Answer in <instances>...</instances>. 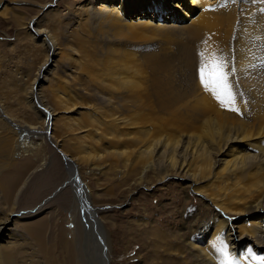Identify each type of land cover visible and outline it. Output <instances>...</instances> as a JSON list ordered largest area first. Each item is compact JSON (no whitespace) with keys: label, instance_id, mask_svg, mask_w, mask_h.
Masks as SVG:
<instances>
[{"label":"bare ground","instance_id":"6f19581e","mask_svg":"<svg viewBox=\"0 0 264 264\" xmlns=\"http://www.w3.org/2000/svg\"><path fill=\"white\" fill-rule=\"evenodd\" d=\"M53 5L41 6L45 8L42 12H46L43 16L52 10L57 11ZM85 5L84 9H78L75 13L67 6L70 17L66 18V22L76 17L72 25L76 23L80 27L81 36L73 33L74 27L63 31L58 27L59 32H56L48 25L40 26L37 20L34 21L37 26L30 27L31 36L40 40L46 49L42 71L51 63L54 65L66 58V45L59 41L56 34L71 36L69 38L75 39L80 52L87 55L83 48L87 42L85 23L106 29L118 28L117 32L122 31L121 26L128 29L140 27L133 33L136 37H143L142 31L146 29L156 33L163 27L179 30V27L190 25V32L195 36L201 35L202 31L208 32L207 41L200 47L199 53L204 52L206 57L215 53L226 62L225 70L229 72L228 79L235 96V103L231 107L237 111L222 107L214 94L200 83L199 54L196 59L188 54L181 60L190 76L185 84L177 80L166 58L148 57L142 61V68L132 67L129 63L133 55L123 50L117 58V51L108 47L109 54L105 55L102 66L107 69L105 80H92L99 102L107 105V109L95 115L94 107L88 108L96 116L95 122L70 125L64 122L61 125L63 133L58 144H67L64 150L71 154L61 150L68 174L62 186L74 190L76 184L79 185L76 178H80L72 155H76L82 163L95 167L106 163L111 171L118 173L120 169L124 175L120 177L121 182L126 175L132 176L135 190L144 183L166 186L168 178L176 177L181 180L178 185H182L180 192L185 197L173 192L175 195L170 197V204L190 211L187 216L181 214L185 217L183 228L188 229L190 236L181 239L180 232L167 233L164 225L173 218V212L165 213L163 205L160 208H141L142 213L138 218L141 234L144 237L153 235L159 247L165 246V259L172 255L178 257L177 262L168 260L170 264H264L263 0H89ZM191 14L197 15L193 18ZM200 24L203 28L199 27ZM249 58L251 66L242 67ZM77 61L80 62V59ZM42 77L43 81L49 82V77ZM36 80L34 77L29 82L28 90L23 89L17 100L20 106L30 109L40 119L39 124L24 120L17 122L16 108L0 103V171L11 165V171L7 168L8 173L5 171L3 175L0 172V238L4 235L0 240V264H45L44 259H47V218L43 220L38 216L46 204L35 208L32 205L30 208L34 210L17 216L20 202L28 200V187L24 191L23 187L30 175H25L30 163L27 160L10 162L14 161L15 154H19L17 149L23 146L22 141L27 142L25 138L18 139L19 132L24 131L29 137L47 135L46 132L55 127L53 121L57 120L55 116L61 106L68 108V104H73L72 97L78 95L77 90L72 93V90H67L70 89L68 83L61 81L64 85L60 89L62 95H57L53 89L52 102L55 104H51ZM55 80L59 83L58 79ZM128 126H132L133 131H129ZM76 130L78 132L75 133L85 134L71 133ZM249 139L252 140L245 142ZM161 151L175 152H167L161 159ZM36 181L33 180L32 184H36ZM187 188L201 195L204 203L189 208L186 203L192 198ZM83 189L86 195V187ZM74 195L70 216L74 227L68 234L73 245H79L83 236ZM159 209L161 217L154 218L152 213ZM84 213L88 215L89 230L97 224L102 231L100 239L103 242L101 244L99 238L96 239L99 247L94 241L95 248L90 252L88 249L93 243L87 236L82 249L89 254L86 255L89 263L77 261V264H97L96 261L98 264H108L110 249L108 253L105 246H110L112 242V238L108 237L109 230L106 233L101 218L95 221L94 211L85 210ZM243 213L251 217L237 223L230 218L231 215ZM113 231L110 228V232ZM166 237H176L177 242L170 244L163 241ZM70 242H65V245Z\"/></svg>","mask_w":264,"mask_h":264},{"label":"rangeland","instance_id":"374dc122","mask_svg":"<svg viewBox=\"0 0 264 264\" xmlns=\"http://www.w3.org/2000/svg\"><path fill=\"white\" fill-rule=\"evenodd\" d=\"M0 1H2L0 6V103L7 104L13 109L16 108V114L18 115L17 122L21 123L20 120H24L39 124L40 119L36 118L30 109L20 106L18 104L19 100H17L22 95L23 89L28 90L29 82L34 77L38 79L36 80V84L40 85L39 88L41 87L46 100L51 104H55L52 102L53 93L51 91L55 90L57 95H62L60 89L64 85L61 81L63 83H68L70 89L67 88V90H72V93L77 90L76 92L78 95L76 97L71 96L73 104H68V108L61 106V110L58 115L55 116L57 119L55 120L56 122L53 121L55 123L53 127H55L54 129H49V133L46 132L47 135L41 134V136L36 135L35 137L31 135L29 137L26 133L24 134V131H21V134L19 132L18 139L21 138L22 140L25 138L27 142L24 143L22 141L23 146L17 149L19 154H15L14 161L10 162L21 163L27 160L30 163L25 174L26 176L30 175L23 187V191L28 187V194L26 195L28 200L24 201V203L20 202V206L17 208L19 215L17 214V216L19 217L23 212L34 210V208L38 207L40 204H46L42 213L38 215L40 219L45 220L44 218H47V226L45 228L47 235V259H44L45 264H77V261L89 263L86 256L88 253L86 250L82 249L84 239L86 238L88 240V237L90 238L93 244L91 247L89 246L90 249L88 250L92 252L95 248L93 246L95 242L97 247H99L96 239L99 238V242H103L100 239L103 233L99 230L97 224L93 227V222L90 219L93 228L89 230V223L87 222L88 215L84 213L85 217L84 214H82L85 210L94 211L96 213L95 221L101 218L100 221H102L106 228V233L107 230H109L110 235L108 234V237L109 239L112 238L113 243L110 242V246H105L107 252L110 249V260L108 264H156L158 262V264H170L168 260L171 259H173L171 260L172 262H177L178 257L175 255L170 256V259H165L166 256L164 258L165 252L163 248H165V246L159 247V245H157L158 241H155L156 237L153 235L144 237L141 234V225L138 226V222L140 223L138 218L142 213L141 208L148 206L160 208L163 205V209L165 210L163 211L165 213L170 210V212H173V218L167 222V225H164V228H167L165 229L168 231L167 233L180 232L182 233L180 236V238L182 237L181 239L190 236L191 233L187 232L188 229L183 228V224H185V217L183 216H187L190 211L188 208L184 211L182 206L172 207L170 204V199L176 192L179 196L185 197L184 194L180 192L183 190V187H181L182 185H178V182L181 180L176 177L168 178L166 186H161L159 183L150 184L149 186L148 183H144L138 190H135L132 185V176L126 175L125 180L121 182L120 177L124 175L120 172V169L118 173L111 171L108 169V166H106V163L95 167L94 165L82 163L76 155H72L74 157L72 158V162H74V167L80 178L81 185L79 186L76 184L74 190L69 187L65 188L62 185L66 181L68 174L61 150H66L67 144H62V146H60L58 142L61 143V141H58V139L61 138V133H63V130H61L62 123L65 122L67 125H70L80 123L86 124L90 121L95 122L96 116L91 113L92 111L89 112L88 108L94 107L95 115L96 112L107 109V105L99 102L97 90L92 84V80H105L107 69L102 68V66L104 65L103 61L106 59L105 55L109 54L107 50L108 47L114 48L117 51V58L120 57L123 50L133 55L131 57L132 62L129 63L132 67L138 66L142 68V61L148 57L160 56L163 59L166 58L177 80L187 84L190 76L182 66L181 60H184L183 57L188 54L193 55L196 59L200 47L207 41L208 32L202 31L201 35L195 36L190 32V25H188L179 27V30L176 28L175 30H167L163 27L156 31V33L146 29L142 31L143 37H136L133 33H136L138 31L137 28L140 27L128 29L121 26L122 31L117 32L116 30H118V28L106 29L95 26V24L86 25L85 23V37L87 38V42L83 45V48L87 55L85 56L80 52L79 46H77L78 44L74 41L75 39L69 38L71 36L66 37L56 34L59 41L61 43L64 42L66 45L64 46V56H66V58L62 59L60 62H56L54 65L51 63V66L49 65L46 69L47 71H42L41 64L46 49L40 40L31 36L30 27L32 25L33 27L37 26V24L34 23V21L37 20L40 26L45 27L48 25L50 28L56 29V32H59L58 29L63 31L64 29L74 27L73 33L77 32L81 36L80 27H78L76 23L72 25L73 21L77 19L76 17L71 19L70 22H66V18L70 17L69 13H67V6H69L70 11L75 13L78 9H84L86 6L85 3L89 0ZM95 1L99 2L103 0ZM48 4H54L52 7H54V9L56 8L57 11L52 10L48 15L43 16L46 12H42L45 8L41 6H47ZM262 8L264 11L263 5L261 6V9ZM196 15L197 14L192 15L191 17L195 18ZM193 18H191V20ZM124 20L125 19H123V21ZM191 22L192 21L187 24ZM66 23L68 24L66 25ZM166 27L168 28V26ZM199 27L203 28L202 24H200ZM250 57L252 56L250 55ZM76 58H79L80 62L77 61L79 59L76 60ZM251 64L252 61L249 58L246 59L242 67H250ZM43 75L49 77V82L43 81ZM55 79H58L59 83ZM115 90L116 89H112L111 91ZM30 116L31 118H29ZM13 122L17 123L16 120ZM119 128H123V126H119ZM128 129L129 131H133L134 128L128 126ZM40 130H42V128ZM75 132H78V130L71 133ZM75 134L83 135L85 133ZM250 140L252 139L246 140L245 142ZM65 150L63 152H67V154L71 155L70 152ZM167 152L173 153L175 151H161L159 154L160 158H164ZM0 153L2 152L0 151ZM10 167L11 165L9 164V166L2 169L0 171L1 174L4 175L5 171L6 173L11 171ZM7 168L10 170L8 171ZM36 179V184H32L33 180ZM83 187H86V195L84 194ZM187 191L192 198L186 203L189 204V208L200 205V202L204 203L201 195L194 193L191 188H187ZM73 195L77 198V201L75 199L77 202L75 209L77 208L76 211H78L79 225L82 228L81 233L83 236L78 242L79 245H73V242L70 240V234H68L69 230L74 227L70 218L74 202ZM32 205H35L34 208H30ZM156 211H154L155 214L152 213L153 217H161L162 212H160V209ZM181 211L183 212L181 213ZM34 212L35 211H33L32 214ZM250 217L251 216H248L247 213H243L240 215H231L230 218L237 223L239 220H247ZM110 228L114 231L110 232ZM2 238H4V235ZM2 238H0V240ZM163 241L169 242L170 244L172 242V244L177 242L176 237L175 239L174 237H166ZM65 242L70 243L65 245ZM32 243L34 242L32 241ZM107 243H109L108 240ZM107 246L109 248H107ZM16 249L17 247L14 250V254L17 252ZM99 249L100 248H97L98 252H101ZM102 255L103 252L100 258ZM155 258L157 260H155ZM190 260H192L191 257ZM96 263L98 264L97 261Z\"/></svg>","mask_w":264,"mask_h":264},{"label":"snow or ice","instance_id":"6c2138e0","mask_svg":"<svg viewBox=\"0 0 264 264\" xmlns=\"http://www.w3.org/2000/svg\"><path fill=\"white\" fill-rule=\"evenodd\" d=\"M201 65L198 75L202 86L211 91L222 107L227 106L231 111H237L231 107L235 103V96L229 83V72L226 71L227 64L222 57L215 53L205 56L204 52L199 53ZM226 251V249H222Z\"/></svg>","mask_w":264,"mask_h":264},{"label":"water","instance_id":"95a60500","mask_svg":"<svg viewBox=\"0 0 264 264\" xmlns=\"http://www.w3.org/2000/svg\"><path fill=\"white\" fill-rule=\"evenodd\" d=\"M77 179V183L79 184V186L81 185V182H80V180L78 179V178H76Z\"/></svg>","mask_w":264,"mask_h":264}]
</instances>
